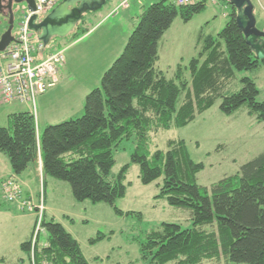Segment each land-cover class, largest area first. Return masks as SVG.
Returning a JSON list of instances; mask_svg holds the SVG:
<instances>
[{
  "label": "trees",
  "instance_id": "16d2710c",
  "mask_svg": "<svg viewBox=\"0 0 264 264\" xmlns=\"http://www.w3.org/2000/svg\"><path fill=\"white\" fill-rule=\"evenodd\" d=\"M224 1L231 7L225 29L217 37L200 36L202 50L189 66L177 67V82L156 67L159 42L179 16L190 22L204 12L206 1L178 6L164 0L145 9L101 87L86 97L82 118L48 126L42 136L31 112L12 114L8 127H0V152L8 156L14 176L41 160L43 177L69 183L76 201L106 204L121 216L133 214L116 206L127 195L130 166L112 181L114 151L124 141L135 140L132 163L140 167L141 182L150 185L163 178L158 198L188 211L193 222L189 230L163 224L148 234L141 245L145 264H202L223 257L233 263L264 264V152L211 187L198 184L205 165L191 159L185 141H170L167 151L150 153L153 133L185 128L218 101L226 116L245 110L264 122V101L258 100L255 80L243 78L239 91L234 85L238 72H256L264 62L256 60L247 44L238 11ZM207 226L213 231L205 230ZM43 228L49 244L36 246L35 264H90L61 223L45 218ZM104 238L99 235L93 243ZM21 248L31 259L32 237Z\"/></svg>",
  "mask_w": 264,
  "mask_h": 264
},
{
  "label": "rangeland",
  "instance_id": "374dc122",
  "mask_svg": "<svg viewBox=\"0 0 264 264\" xmlns=\"http://www.w3.org/2000/svg\"><path fill=\"white\" fill-rule=\"evenodd\" d=\"M123 1L108 0L102 9L89 12L85 22L79 25L68 36L69 38L59 40L57 44H52L47 48L54 52L65 51L66 68L69 70L67 71L69 75L57 88L49 89L45 97L39 96L35 108L31 104L22 103H13L3 107L24 109L35 114L38 132L41 136L48 126L82 118L85 114L86 97L101 87V80L106 71L104 69L105 60L112 50L122 43L124 29L127 27L124 21L126 8H123ZM140 1L145 2L146 0H137L139 2L138 17H141L148 7L164 0H149V4L143 9ZM251 2L255 8L256 28L264 33V0H251ZM26 6V2L17 6L14 36L18 34L22 18L20 10ZM230 13L231 7L224 0L215 2L210 0L205 11L196 15L190 22H185L179 16L159 42L157 69L162 71L168 80L177 82V67L180 64L184 67L189 66L202 50L203 44H200V36L217 37L229 22ZM104 20V25L101 24L99 30L97 29L91 37H86L85 40L68 46L74 41L72 36L79 31L83 34L81 30H91ZM136 21L137 27L140 18ZM1 29L0 25V33ZM187 77L190 79V73ZM243 78L255 80L260 92L258 100L264 101V63L256 72H238L234 83L236 91L241 89ZM220 105L221 101H218L212 109L198 116L185 128H173L153 133L150 146L151 155L157 151H167L170 141H185L191 159L205 165V169L198 175V184L203 187H211L224 178L240 172L243 165L264 152V122L251 118L244 113L245 110L232 117L226 116L221 112ZM0 127H8V124ZM135 150V140L124 141L114 151L116 164L111 173L113 181V178H117L126 166H130L125 180L128 186L127 195L118 200L116 206L125 214L133 213L131 215H118L112 207L106 204H93L90 201L78 202L73 197L69 183L50 176L43 177L48 180L46 187H44L42 176L40 180L38 178L34 186L38 190V196H32L33 201L38 202L42 192L45 194V203L49 209L46 219L52 220V215H54V220L61 223L80 243L90 264H145L141 261V245L148 234L159 230L163 224H176L184 230L193 228L188 211L171 207L166 200L158 198L163 178L150 185H144L141 182L140 167L132 163ZM6 164L10 169L12 168L8 156L0 152V258L5 256L8 259L6 262L0 260V264H15L21 253L18 243L23 241L26 223L9 218L5 212L20 208L19 211L32 214L33 216L27 215L33 223L35 218L32 236L37 215L34 211L21 209L19 202L11 203L6 199L2 189L4 183L9 180L4 173V167L5 170L7 169ZM34 166L35 164L31 165L25 174L35 172L33 171ZM15 182L22 189L20 183L16 180ZM204 229L211 232L214 228L207 226ZM99 235L105 238L93 243ZM40 237L41 243L44 244L49 234L44 229L40 232ZM23 256L27 259L25 252ZM29 264H31L30 260ZM202 264L244 263H233L223 257L221 260H206Z\"/></svg>",
  "mask_w": 264,
  "mask_h": 264
},
{
  "label": "built area",
  "instance_id": "2783aa9c",
  "mask_svg": "<svg viewBox=\"0 0 264 264\" xmlns=\"http://www.w3.org/2000/svg\"><path fill=\"white\" fill-rule=\"evenodd\" d=\"M64 0H34V10H27L19 23L14 41L0 52V108L13 103L31 104L36 107L37 98L58 83L60 68L65 64V51L45 55V46L30 31L32 18L42 21ZM178 6H192L210 0H169ZM217 1V0H212ZM124 6V4H123ZM6 199L19 202L21 209L34 211L37 215L30 263L35 264V248L39 244V234L46 218L45 194L42 192L38 202L24 196L15 180L4 183Z\"/></svg>",
  "mask_w": 264,
  "mask_h": 264
},
{
  "label": "water",
  "instance_id": "95a60500",
  "mask_svg": "<svg viewBox=\"0 0 264 264\" xmlns=\"http://www.w3.org/2000/svg\"><path fill=\"white\" fill-rule=\"evenodd\" d=\"M18 4L26 2L30 10H34V0H12ZM238 11L237 23L243 30L246 42L255 54L256 60L264 62V33L256 28L254 6L251 0H226ZM108 0H64L42 21L34 16L29 29L45 48L53 40L66 39L82 20V14L102 9ZM74 14L78 15L75 19ZM14 41L10 29L0 42V52L4 51Z\"/></svg>",
  "mask_w": 264,
  "mask_h": 264
},
{
  "label": "crops",
  "instance_id": "0c3cea01",
  "mask_svg": "<svg viewBox=\"0 0 264 264\" xmlns=\"http://www.w3.org/2000/svg\"><path fill=\"white\" fill-rule=\"evenodd\" d=\"M123 4H124L123 8H126L125 13H124V21H125V23H127V27H125V29H124L122 43H120V45H117L112 50L110 56L105 60V63H104V66H105L104 69L106 70L105 73L111 68V66L114 64V62L119 58L121 53H123L131 34L133 33V31L136 28V24H137L136 20H138L140 18V17H138V14H137V12H139V9H137L139 2H137V0H131L130 2H129V0H124L122 2V5ZM147 4H149V0H146L145 2L140 1V5H142L141 6L142 9L146 8L145 6ZM254 16L256 18L255 8H254ZM85 18H86V16H85ZM85 18L80 25H82L85 22ZM104 22H105V20L91 30H81V32L86 31L85 34L83 36H81L79 39L74 40L72 42V44L70 43L71 45L69 44L68 46H72V45H74V44H76L82 40H85L86 37H91L95 33V31L100 27V25L103 24ZM55 44H57V43H55ZM52 53H54V51H49L47 49L45 50V55H49ZM81 57L83 59H85L84 56H81ZM67 71L69 72V70H67V68H66V62H65V64L59 70L58 83L53 88H51V90L57 88L61 83H63V79H65V77H67L69 75ZM46 93L41 95L40 97H45ZM4 107L0 108V110L5 109V110L0 111V126H2L3 124H8L9 123V116L12 114H17V113H22V112H30V111H25L24 109L23 110L22 109H14L13 107H10V106L7 107L8 109H6ZM5 166H7L6 170L4 167V173L6 174V177H8L9 179H15L18 183H20L25 194L31 198H32V196L33 197L38 196L37 195L38 190H36V188H34V186H35L36 182H38V178L40 180V176H42L43 183H45V187L47 185L48 180L46 178L45 179L43 178V164H42L41 160L37 164H35V166L33 168V171H35V172H30L29 174L24 173L19 177L14 176L13 171L11 170L12 168L10 169L8 164H6ZM19 209L14 208L13 210H7L5 212V214H7L9 216V218H13L14 220H17V222L24 221L23 223H26L25 232H23L24 236L22 238L23 241H20V243H18L21 253H20V256H18V258L16 259L15 264H29L30 256H28V254H26L27 259L23 256L24 251L22 250L21 245L23 243L29 241L30 238L32 237L33 229H34V225H35V218H34V223H33V220H31V221L29 220L30 216H33V215L32 214H25L22 211H19ZM48 212H49V209L47 207V212H46L47 217H48ZM27 215H30V216H27ZM52 216H53L52 219H54V215H52ZM16 225H17V223H16ZM16 228H17V226H16ZM48 244H49V238H48L46 243L42 244L41 243V237H40V241H39L40 247H47ZM0 260H1V262L8 261L7 257H5V256H2L0 258Z\"/></svg>",
  "mask_w": 264,
  "mask_h": 264
},
{
  "label": "flooded vegetation",
  "instance_id": "af4514ba",
  "mask_svg": "<svg viewBox=\"0 0 264 264\" xmlns=\"http://www.w3.org/2000/svg\"><path fill=\"white\" fill-rule=\"evenodd\" d=\"M20 4H22V3H20ZM17 6H18V3L14 2L12 0H0V19H1L0 25L2 27V29H1L2 32L0 33V42L3 39V37L5 36V34L10 29L12 30V36H14V30H15L16 21H17ZM29 8L30 7L28 4L26 7L21 8L20 15L22 18L25 15L26 11L29 10ZM88 13L89 12L82 14V20L78 23L77 27L83 22L85 16L88 15ZM77 17H78V15L74 14V18L76 19ZM59 40L60 39L53 40L51 45L55 44Z\"/></svg>",
  "mask_w": 264,
  "mask_h": 264
}]
</instances>
